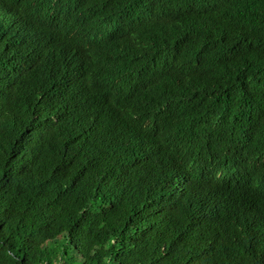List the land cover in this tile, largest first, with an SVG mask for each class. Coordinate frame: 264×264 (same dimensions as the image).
<instances>
[{
  "label": "trees",
  "instance_id": "trees-1",
  "mask_svg": "<svg viewBox=\"0 0 264 264\" xmlns=\"http://www.w3.org/2000/svg\"><path fill=\"white\" fill-rule=\"evenodd\" d=\"M0 264H264V0H0Z\"/></svg>",
  "mask_w": 264,
  "mask_h": 264
},
{
  "label": "clouds",
  "instance_id": "clouds-1",
  "mask_svg": "<svg viewBox=\"0 0 264 264\" xmlns=\"http://www.w3.org/2000/svg\"><path fill=\"white\" fill-rule=\"evenodd\" d=\"M221 175H222L221 172H219V173H218V176H221ZM213 186H214V185H213ZM213 186H212V187H206V188H204L205 195H206V194H209V193L213 190V188H214ZM240 188H242V187H239V189H240ZM240 190H243V189H240Z\"/></svg>",
  "mask_w": 264,
  "mask_h": 264
}]
</instances>
